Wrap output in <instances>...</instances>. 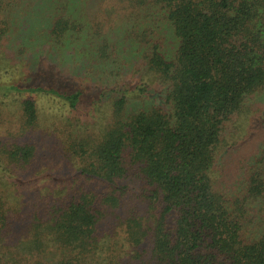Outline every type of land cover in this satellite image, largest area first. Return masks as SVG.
Wrapping results in <instances>:
<instances>
[{"label":"trees","instance_id":"trees-1","mask_svg":"<svg viewBox=\"0 0 264 264\" xmlns=\"http://www.w3.org/2000/svg\"><path fill=\"white\" fill-rule=\"evenodd\" d=\"M0 264H264V0H0Z\"/></svg>","mask_w":264,"mask_h":264},{"label":"rangeland","instance_id":"rangeland-1","mask_svg":"<svg viewBox=\"0 0 264 264\" xmlns=\"http://www.w3.org/2000/svg\"><path fill=\"white\" fill-rule=\"evenodd\" d=\"M64 109H65V108H63V109H60V110H62V111H63ZM63 112H64V111H63Z\"/></svg>","mask_w":264,"mask_h":264}]
</instances>
